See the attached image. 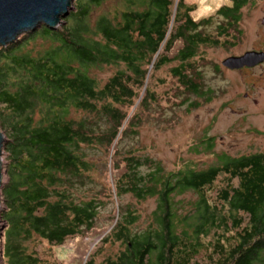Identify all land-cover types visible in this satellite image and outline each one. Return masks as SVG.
Returning <instances> with one entry per match:
<instances>
[{
    "label": "trees",
    "instance_id": "trees-1",
    "mask_svg": "<svg viewBox=\"0 0 264 264\" xmlns=\"http://www.w3.org/2000/svg\"><path fill=\"white\" fill-rule=\"evenodd\" d=\"M102 1L74 0L57 29L41 26L0 47V123L7 154L2 264H50L30 241L61 245L93 227L102 202L75 201L70 192L90 168L83 146H111L118 140L127 119L121 107L135 105L141 89L139 104L153 97L146 85L153 70L177 61L170 72L179 84L209 97L188 72L194 70L188 61L201 45L219 43L200 30L208 17L194 20V8L183 0H138L118 17L101 15L91 24V8ZM249 1L231 0V7L219 8L216 14L225 20L218 26L220 35L236 28ZM37 35L56 45L35 56L21 53ZM178 40L181 46L170 57ZM95 65L117 69L99 86L88 73ZM70 108L85 115L68 118ZM99 118L110 125L102 128ZM212 139L207 136L201 145L212 149ZM124 164L115 177V197H155L156 205L150 223L139 231L132 230L136 211L117 205L121 215L101 242L112 239L124 247L103 264H195L200 251L206 264H264V151L221 153L216 164L201 170L165 171L160 162L132 154ZM144 164L151 168L140 172ZM221 174L225 180L215 187ZM185 191L196 199L180 214L173 196ZM93 255L85 264H94Z\"/></svg>",
    "mask_w": 264,
    "mask_h": 264
},
{
    "label": "rangeland",
    "instance_id": "rangeland-1",
    "mask_svg": "<svg viewBox=\"0 0 264 264\" xmlns=\"http://www.w3.org/2000/svg\"><path fill=\"white\" fill-rule=\"evenodd\" d=\"M72 2L74 4V0ZM183 2L194 8L190 13L193 19L201 15L196 0ZM138 3V0H104L91 8L89 21L94 24L101 15L118 17L126 6L133 8ZM207 17L209 21L200 30L218 38L219 43L201 45L195 58L188 61L194 66V70L188 72L201 90L210 91L209 97L189 92L179 84L178 79L170 72V68L178 64L177 61H171L151 72L146 85L153 97L148 95L145 104H139L143 94L141 89L135 105L121 107L127 113V119L122 126L125 130L118 136V140L111 146H83L90 168L82 181L74 182V188L70 192L75 201L94 197L102 202L93 227L82 230L78 236L69 237L61 245L39 239L30 241V248H34L50 264H85L92 254L94 264H103L106 256L123 249V244L112 242V239L101 242V238L115 223L119 213L118 204L135 210L139 215L133 224V231L142 230L150 223L151 212L156 205L155 197L137 199L126 193L116 198L114 195L115 177L125 168V156L132 154L148 157L160 162L165 171H176L187 167L205 169L216 164L221 153L239 156L264 151V62L246 72L231 71L221 64L230 55H240L247 50H264V0H250L241 9V18L236 28L227 29L224 35L218 32V26L224 25V18L215 13L200 19ZM63 24L61 22L59 27ZM27 34L29 33L22 34L19 38ZM53 45H56L55 42L37 35L20 51L35 56ZM179 46L181 42L178 40L168 53L170 57ZM116 69L115 65H95L89 67L88 73L101 86ZM82 115L85 112L70 108L67 117L78 119ZM97 122L102 128L110 125L105 118H99ZM0 130L4 132L1 123ZM207 136L213 138L210 150L204 144L201 145ZM6 158L4 151L0 214L5 203L2 192L7 181ZM150 168L144 164L139 170L147 172ZM224 180L225 176L221 174L214 186L223 184ZM210 195L213 197L214 192ZM173 199L178 203L177 210L182 214L191 207L196 195L185 191L175 194ZM2 223L4 228L0 235V264L3 262L2 238L6 228V222L2 220ZM194 260L195 264H206L204 251H200Z\"/></svg>",
    "mask_w": 264,
    "mask_h": 264
},
{
    "label": "water",
    "instance_id": "water-1",
    "mask_svg": "<svg viewBox=\"0 0 264 264\" xmlns=\"http://www.w3.org/2000/svg\"><path fill=\"white\" fill-rule=\"evenodd\" d=\"M73 0H0V46L16 41L25 33L41 26L57 29L73 10ZM264 24V18L262 19ZM264 62V50H247L240 55H230L221 61L229 69L254 67ZM6 136L0 130V196L3 185V150ZM1 205V202H0ZM4 228L0 218V235Z\"/></svg>",
    "mask_w": 264,
    "mask_h": 264
},
{
    "label": "clouds",
    "instance_id": "clouds-1",
    "mask_svg": "<svg viewBox=\"0 0 264 264\" xmlns=\"http://www.w3.org/2000/svg\"><path fill=\"white\" fill-rule=\"evenodd\" d=\"M199 5L198 11L201 15L196 16L194 19L199 20L202 16L215 14L220 7L227 5L231 7V0H196Z\"/></svg>",
    "mask_w": 264,
    "mask_h": 264
},
{
    "label": "flooded vegetation",
    "instance_id": "flooded-vegetation-1",
    "mask_svg": "<svg viewBox=\"0 0 264 264\" xmlns=\"http://www.w3.org/2000/svg\"><path fill=\"white\" fill-rule=\"evenodd\" d=\"M263 63V62H262ZM259 65H261V64H258V65H256V66H254V67H242V68H238V69H229V68H227V67H224L225 69H228V70H231V71H236V72H246V71H249V70H252V69H254L255 67H257V66H259Z\"/></svg>",
    "mask_w": 264,
    "mask_h": 264
}]
</instances>
